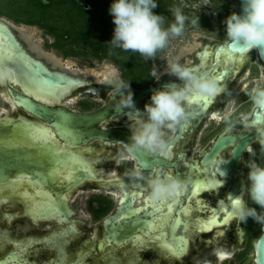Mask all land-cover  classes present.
Instances as JSON below:
<instances>
[{
  "label": "water",
  "instance_id": "water-1",
  "mask_svg": "<svg viewBox=\"0 0 264 264\" xmlns=\"http://www.w3.org/2000/svg\"><path fill=\"white\" fill-rule=\"evenodd\" d=\"M0 48L5 57L0 68L15 74L14 81L0 84V261L58 264L54 245H62L64 264H219L217 250L230 253L222 264H264L261 225L251 218L225 222L227 196L242 194L249 172L245 163L253 159L264 167L256 143L264 112L231 126L212 119L229 108L236 117L251 112L245 93L254 83L264 86V51L219 44V53L195 71L218 79L225 90L207 104L195 102L198 114L169 143L171 158L138 152L124 159L121 142L130 143L131 125L147 119L145 104L169 82L123 89L127 83L73 67L1 18ZM129 92L134 109H120ZM249 145L255 156L246 151ZM70 156L88 171L70 165ZM61 168L71 169L70 179L62 178ZM165 174L186 180L188 187L177 202H168L172 211L161 220L151 208L138 210L144 207L147 179ZM45 195L71 215L34 218L30 198L39 202ZM25 241L31 243L18 261L16 242Z\"/></svg>",
  "mask_w": 264,
  "mask_h": 264
},
{
  "label": "clouds",
  "instance_id": "clouds-1",
  "mask_svg": "<svg viewBox=\"0 0 264 264\" xmlns=\"http://www.w3.org/2000/svg\"><path fill=\"white\" fill-rule=\"evenodd\" d=\"M242 2L244 15L233 13L225 20L226 42L246 51H264V0ZM156 7V0H113L109 8L115 25L113 38L109 43L111 47L138 53L145 61L154 60L158 52L169 46L172 38L184 34L186 25L199 27L198 16L189 18L181 7L173 6L169 11L174 21L165 28L166 18L153 13ZM150 74L156 81L160 80L161 75L168 74L176 77L182 84L169 83L162 90L153 92L151 102L144 106L147 119L140 118L131 125L130 143L121 142L126 151V154L122 155L124 159H131L132 155L138 152L171 158L169 143L174 139L173 134L198 114L194 108L195 102L203 99L212 101L225 90L218 79L197 73L191 67L171 58L166 60L163 73L153 67ZM14 80L15 74L10 68H0V84ZM120 87L126 89L129 84H121ZM245 94L252 105L250 113L236 117L234 109L229 108L213 113L212 119L231 126L234 123H246L252 112H264V86L254 83ZM124 107L134 109L131 92L126 100L121 101L120 109ZM256 134V143L260 145L261 157H264V128H257ZM246 151L250 156L256 155L250 145ZM245 166L249 172L242 186V194L235 198L229 194L226 198L229 215L239 223H246L251 218L261 225L264 232V167L259 166L253 159H249ZM134 175L143 179L139 171ZM187 187L188 182L178 176L157 175L147 179L144 199L154 204L175 203L184 195ZM245 195L262 211L257 212L255 208L249 207L248 201L243 198ZM241 233L243 231L238 228V234ZM214 254L219 264L230 258V253L224 250H217ZM204 264L210 262L205 260Z\"/></svg>",
  "mask_w": 264,
  "mask_h": 264
},
{
  "label": "trees",
  "instance_id": "trees-1",
  "mask_svg": "<svg viewBox=\"0 0 264 264\" xmlns=\"http://www.w3.org/2000/svg\"><path fill=\"white\" fill-rule=\"evenodd\" d=\"M84 3V0H0V17L43 29L52 38L45 48L63 59L89 54L86 50L74 51L67 46H90L91 54L98 61L109 60L119 68L125 82L147 87L153 80L150 74L153 61L142 66L144 59L138 53L112 48L109 43L115 25L108 23L103 12L97 13L94 7V11L85 9Z\"/></svg>",
  "mask_w": 264,
  "mask_h": 264
},
{
  "label": "rangeland",
  "instance_id": "rangeland-1",
  "mask_svg": "<svg viewBox=\"0 0 264 264\" xmlns=\"http://www.w3.org/2000/svg\"><path fill=\"white\" fill-rule=\"evenodd\" d=\"M239 1L240 0H165L163 2L156 0L157 7L153 10L156 15H162L166 18L164 24L165 28H167L169 24L174 21V17L169 11V8L173 6L181 7L184 14L189 18L198 16L199 27H192L190 24L186 25L185 32L182 36L172 38L170 40L169 46L163 51L157 53L156 58L152 60V69L155 67L158 72L163 73L166 68V60L169 58L174 59L185 66L193 65L199 67L202 65V62H204L202 60H205L209 56L208 54L205 57L204 54H201L202 52H207V48L209 51L213 50L215 46L226 42L225 20L233 13L239 15ZM84 2L89 3L82 4L84 5L85 9L94 11L95 8L97 13L103 12L105 20L114 26L112 22L113 17L109 13V8L113 3V0H84ZM0 18L7 22L14 30L18 31L43 48H45V44L47 42L50 43L52 41V38L49 35H46L43 29H40L37 26L18 24L7 17ZM68 47L74 51L86 50L89 52V54L63 59L62 57L58 56L55 51H48L75 68L117 81L123 80L122 72L119 70V68L112 64L109 60L98 61L91 54L92 49L90 46H77L74 44L67 46L66 48ZM203 47L207 48H205L203 51H200L203 49ZM196 51H200L198 54L200 58L199 62L196 58ZM201 55H203L202 57L204 59H202ZM148 61H145L144 59L142 66H145L144 64H146ZM164 77L173 78L174 76L164 74L161 75L160 78Z\"/></svg>",
  "mask_w": 264,
  "mask_h": 264
},
{
  "label": "snow or ice",
  "instance_id": "snow-or-ice-1",
  "mask_svg": "<svg viewBox=\"0 0 264 264\" xmlns=\"http://www.w3.org/2000/svg\"><path fill=\"white\" fill-rule=\"evenodd\" d=\"M237 51H245V50L237 48ZM207 55H208V53L205 52L204 56L206 57ZM202 59H203V57H202ZM4 62H5V57L3 55V49L0 48V65H2ZM217 78H219V77H217ZM201 101L205 104L210 102L207 99L197 100L196 102H201ZM41 138L44 139V142H48V138L46 136L41 137ZM69 164L75 165L77 168H79L80 170H83L85 172L88 171V169L84 167L83 162L77 156H70L69 157ZM58 171L61 173L62 178H64V179H70L71 178V174H72L71 169H68L67 171H65L63 168H61V169H58ZM22 179H26V178H22ZM0 190H2V189H0ZM37 194H40V193L38 192ZM0 202H2V200H0ZM123 202L124 201L122 200L121 203L123 204ZM149 208H151L153 210V214H161V220H163L167 216V213L172 211V207L168 202H162L159 204H154L148 200H145L144 207L138 211L145 212ZM29 211L33 214L34 218H37V217L42 216V215H49V216L55 215L58 218L62 219V217H64V216H70L71 215V213L67 212V211L61 213L60 210L54 206V204L51 202L49 197L46 195L39 202H37L34 198H30ZM230 218H231L230 215L225 217V222H227V220ZM211 223H215V220L211 221ZM74 230L75 229L73 227H70L68 229L69 232L74 231ZM63 234L66 235L67 233H63ZM112 242H113L112 237H109L107 244L110 245ZM16 243H17L19 251L14 254L13 258H15L19 261L20 255L23 253V251L25 250L27 245L31 242L25 241V242H16ZM137 243H139V240L137 241ZM54 246L57 248V252L59 254L58 264H64L65 254L63 252V246L62 245H54ZM100 247L102 249L104 247H106L105 242H101ZM176 251H177V253H179L181 251V248L178 247L176 249ZM0 264H4V261H0ZM19 264H23V262L20 261ZM77 264H82V261H77Z\"/></svg>",
  "mask_w": 264,
  "mask_h": 264
},
{
  "label": "flooded vegetation",
  "instance_id": "flooded-vegetation-1",
  "mask_svg": "<svg viewBox=\"0 0 264 264\" xmlns=\"http://www.w3.org/2000/svg\"><path fill=\"white\" fill-rule=\"evenodd\" d=\"M163 1H165V0H163ZM218 47H219V45H217V46H215L214 48H213V50H208V48L207 47H203V49H201L200 51H203L205 48H207V53L209 54V56H208V58H206L205 60H204V62H202V65L204 64V63H206L208 60H210L212 57H214L216 54H218L219 52H217V50H218ZM200 51H196V58L198 59V62H199V56H198V54H199V52ZM205 52H202L201 54H204ZM203 55H201V57H202ZM197 62V63H198ZM182 64V63H181ZM195 65V64H194ZM202 65H200V66H202ZM189 67H191L194 71L196 70V69H198L199 67H196V66H193V65H188ZM175 80H178L176 77H173V78H169V77H164V78H160V80L159 81H156L155 79H153L152 80V82L148 85V86H150V85H152V84H155V83H162V82H169V83H171V82H173V81H175ZM120 82H123V83H127V82H125L124 80H122V81H120ZM127 84H129V83H127ZM147 86V87H148ZM144 88H146V87H144ZM143 88V89H144Z\"/></svg>",
  "mask_w": 264,
  "mask_h": 264
},
{
  "label": "bare ground",
  "instance_id": "bare-ground-1",
  "mask_svg": "<svg viewBox=\"0 0 264 264\" xmlns=\"http://www.w3.org/2000/svg\"><path fill=\"white\" fill-rule=\"evenodd\" d=\"M204 59V58H203ZM202 61H204V60H202Z\"/></svg>",
  "mask_w": 264,
  "mask_h": 264
}]
</instances>
